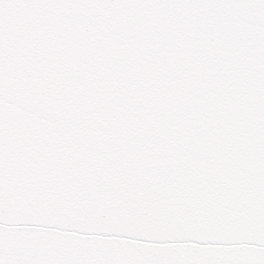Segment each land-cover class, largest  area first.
<instances>
[{"label": "snow or ice", "instance_id": "snow-or-ice-1", "mask_svg": "<svg viewBox=\"0 0 264 264\" xmlns=\"http://www.w3.org/2000/svg\"><path fill=\"white\" fill-rule=\"evenodd\" d=\"M0 264H264V0H0Z\"/></svg>", "mask_w": 264, "mask_h": 264}]
</instances>
